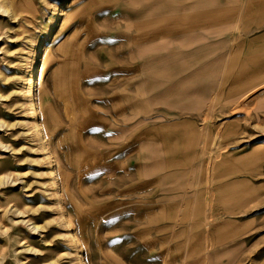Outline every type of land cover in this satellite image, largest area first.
Returning <instances> with one entry per match:
<instances>
[{
    "label": "rangeland",
    "instance_id": "obj_1",
    "mask_svg": "<svg viewBox=\"0 0 264 264\" xmlns=\"http://www.w3.org/2000/svg\"><path fill=\"white\" fill-rule=\"evenodd\" d=\"M140 2L0 0V264H247L264 252V159L252 154L264 145V68L240 65L264 54V0ZM212 12L218 19L201 26L170 22ZM50 47L32 100L26 91ZM176 64L187 88L217 96L209 119L194 111L195 95L139 107L135 98L167 89L148 72ZM186 121L209 141L223 122L233 134L221 154L195 147L173 164L163 134ZM128 180L140 188L126 191Z\"/></svg>",
    "mask_w": 264,
    "mask_h": 264
},
{
    "label": "bare ground",
    "instance_id": "obj_2",
    "mask_svg": "<svg viewBox=\"0 0 264 264\" xmlns=\"http://www.w3.org/2000/svg\"><path fill=\"white\" fill-rule=\"evenodd\" d=\"M171 0H160V1H153V0H141L140 5L144 6V7H154V6H169V4H171L170 2ZM216 3H206L203 7L204 8H213L215 7ZM188 9H191L188 6H181L179 7V9H175L177 13H183L186 12ZM175 10L170 11L171 13L175 12ZM218 13L217 12H212L208 15L205 16H178L176 18H174L173 20H170V22L173 24V26L175 28H179V27H191V26H201L206 24V22L208 20H217L218 19ZM148 28L147 25H141L138 27L139 30L141 31H146V29ZM161 34V31L157 32V33H153L151 36H157ZM149 49V50H148ZM148 53L153 54L154 52H156V49L153 50V47H147L145 49ZM204 49L202 48L197 54H195V58L196 57H200L202 55H204ZM2 53H0L1 55ZM53 55V48H47L45 51V55L43 57V59L41 60L40 65L37 67V70L35 72L36 75V79L34 82H32L30 84V87L27 89L26 91V96L32 100H35L36 96H37V91L38 89H40L43 84L44 81L46 79V71H47V67L49 65V62L52 58ZM142 56V55H141ZM142 59V58H141ZM152 61V59L150 58H144L142 59L139 64H138V70L139 71H144V68L146 66V64L150 63ZM241 65V70L242 72H255L259 69H263L264 68V54L263 55H258V56H253L247 60H245L243 63L240 64ZM168 72L165 73H151L148 72V79L149 80H153V79H157V76H160L157 79V81L161 82L160 80L162 79H167L166 82V86L167 89L165 91L162 92H155L154 94H151L150 99L149 100H145L144 102L142 100H140L139 98H135L137 99V102L139 103V107H141V103H145L146 102H171L173 104V100L176 99L181 105L183 103V101L186 100V98L188 97H193L195 100L198 99L197 101H200V104L197 106H195L194 111H196L199 115V117L201 119H209L215 112V109L218 106V102L217 100V96L215 95V97H208L210 95H207L206 93H202L200 91L197 90H192L191 88H187L186 85H189V78L184 76V66L183 65H179L176 64L174 67H168ZM203 69V68H202ZM131 69L127 68V69H123L121 71L122 74H129L131 73ZM201 71V70H200ZM246 76H249L248 74H239L237 76V81H241L243 80ZM174 77H178L181 78L178 81H174ZM254 81V80H253ZM256 81V80H255ZM149 82L144 81V83ZM139 84L138 85V90L143 89L146 84ZM4 85H0V88H3ZM212 87V86H209ZM129 88V87H128ZM259 88L262 87H257L256 90H260ZM138 94H146L144 93L142 90L139 91ZM3 97L0 96V100H2ZM131 102V99H127V103L129 104ZM176 102V101H174ZM144 105V104H143ZM185 106V105H184ZM187 107V106H186ZM193 110V109H192ZM40 113V109H39V105L35 104L31 109H30V116L32 117H37ZM157 122H160L161 120H156ZM143 124H145L144 122H140L138 124V126H142ZM182 126H184L186 129L183 130L182 132H177L175 130V128L169 129L168 131H163V138L164 139V149H163V154L169 155V160H171V162H173V164H175V158L179 155V154H191V152L194 150L195 147H197V150L199 151L198 154H221L220 152L223 150V145H222V141H226L228 137H230L233 134V131L230 129V126H227V123L223 122L219 125V129L218 131H221V135H216L214 139H212L211 141H209L208 139H206L205 136L203 137H198L197 133H195L194 129L192 128V125L186 121V122H182L181 123ZM137 126V125H136ZM137 126V127H138ZM154 131V132H153ZM157 131H159L158 128H154V130H152L151 134L156 133ZM149 133V132H148ZM219 133V132H218ZM217 133V134H218ZM194 152V151H193ZM252 154H255V161L257 160H261L264 159V145H258L257 147H255L253 149ZM220 156H217L215 158H212L211 161H209L208 163V168L207 171L209 173V178L208 181L210 183H212V178L210 177V174L212 172H215L218 169V162H219ZM222 159V158H221ZM223 164V163H220ZM52 165L54 167V161H52ZM224 165V164H223ZM57 172L53 171L51 174L52 179H56L57 177ZM126 191H131V190H138V185L136 182H131V180H128L127 183L124 184ZM27 198H31V196L27 197ZM148 215L151 214V211L147 212ZM16 214L20 215L21 218H25L24 217V213L16 211ZM30 221H28L29 223ZM38 228L34 227L32 229V231H37Z\"/></svg>",
    "mask_w": 264,
    "mask_h": 264
},
{
    "label": "crops",
    "instance_id": "obj_3",
    "mask_svg": "<svg viewBox=\"0 0 264 264\" xmlns=\"http://www.w3.org/2000/svg\"><path fill=\"white\" fill-rule=\"evenodd\" d=\"M247 264H264V252L259 253L257 257L249 255Z\"/></svg>",
    "mask_w": 264,
    "mask_h": 264
}]
</instances>
